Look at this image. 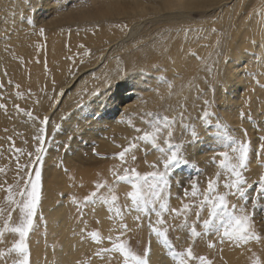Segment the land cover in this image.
<instances>
[{
  "label": "rangeland",
  "instance_id": "1",
  "mask_svg": "<svg viewBox=\"0 0 264 264\" xmlns=\"http://www.w3.org/2000/svg\"><path fill=\"white\" fill-rule=\"evenodd\" d=\"M8 7L13 8V10L10 11L11 14L18 13L19 20L16 24L6 22L2 18L3 10ZM19 8L18 3H12L10 0L0 1V46L2 48L0 54L5 53L7 58L6 63L0 62V67L5 74L13 68H20L22 70L33 59L35 50L39 47L33 45L32 42L34 40L32 38H26L21 41L15 40L20 34L34 31V26L28 23V19H25V15ZM28 16L33 19L32 14ZM41 18L42 22L49 21L47 15H42ZM149 24L150 21L146 20L140 22L137 27H134L137 28V31L134 33L133 39L140 38L143 29ZM134 28H131L132 31ZM20 29H22L21 32H19ZM147 33H149V37L147 38V40H149L152 38V35L149 30H147ZM42 39H46V31H44ZM124 40V42H126L128 39L126 38ZM75 43L78 44L79 47L74 48L71 52L72 61L68 63V66L71 70L75 71H77L80 66L86 68L76 75L69 84V88L63 90V97L58 98L57 102L47 113H43L41 116H34L32 113L31 117L28 116V124H26L23 119L22 123L16 126V128L4 126V131L1 132L4 140L0 142V152L3 148L6 154V161L0 157V168L4 169L2 172L4 176L9 172L8 168H11V166H8L13 164L11 153H15L14 150L16 149L23 150H21V152L19 151L20 153H18V155L16 154L19 157L16 156V158L14 155L15 161L13 166L14 169H19L20 172H18V174L21 180H25L26 173L29 174L30 172L34 179L35 167H39L41 170L40 201L36 209V216L34 217V228L29 233L27 241L30 250V264H33L34 258L39 260L37 264H45L44 259L40 258V256L42 257L41 253L45 252L47 246L50 249L55 247V241H50V237L54 232H49L47 216L45 212H43V209L46 211L54 209L53 205L60 203L67 206L66 208L69 210L71 219H69L70 222L67 235L63 237L65 242L69 245L71 250L78 249L82 242L86 244L84 251H81L79 255L73 259L74 264H89V260L93 257L101 258L95 254L102 248H111L113 243L118 242L117 237L127 241L129 247L137 255L141 256L145 255L146 250L149 252L151 245L150 239L152 236L156 237L157 241L160 243L159 238L151 231L149 217L136 210H129V208L126 207V205L131 204L130 198L127 197V192L132 190L131 184L128 181L116 182L115 177L112 175L113 171L123 175V170L125 168H135L141 174H144L154 170L151 167L153 163H158V166L162 170L161 157L163 154H161L158 149L152 148L147 142L134 140L135 137L141 134L137 133L134 127H140L146 131L152 130L151 126L145 123V120H155L158 117L166 115L176 121L173 125L174 136L171 142L184 143L186 145L184 155L187 157L188 163L186 165H181L170 173V186L165 190L163 195L168 202L169 208L179 209L182 207L183 203L193 205L192 211L188 213L189 224L196 220L195 205L202 199V193L207 188L208 180L215 179L218 172L220 173V177L217 192L224 193L226 191L223 187V183L230 173L226 169L220 168L219 160L222 159V157L218 155L219 152L228 150L223 147L224 143H231L230 141H224L222 134L225 132L236 140L240 139L243 135L245 136V130L247 132L245 137L246 140L243 142H249V158L247 167L243 169V172L250 185L248 189L249 197L254 194L255 188L258 187L259 177L264 174V153H262L260 149L251 153L252 138L253 140H259L256 137L258 134L257 132L264 126V97L261 96V94H264V86L261 85V79L255 74V72H257V70H255L256 67L247 69V67L245 68L246 62L244 61L242 63L240 73L244 72V77L242 78L243 82L248 81V78H256L258 85L256 87L249 86L253 94H246L243 102L237 103L236 105V102L232 103L231 106L222 104L216 97V85L209 82L210 79L207 75H204L201 69H197V67H195L193 77L205 79L207 81L212 104L209 102V98L205 96L207 91L204 93L202 89L199 93L193 95L195 96L193 100L188 99L185 101V104L181 105V97L175 90L182 89L184 82L182 80H174L170 75L166 77V82L172 84L174 87L173 91L171 94L169 93V97L161 93L158 96L159 101L154 104L148 103L145 95L141 91L142 84L138 85L139 88L136 89L135 92L129 91L127 88L124 89L125 83H123V81L127 78L128 71L118 77L114 82L107 79L111 64L107 62L105 66V60L109 57L110 51L116 49L115 42L103 44L104 49L100 48L98 44H89L86 40H78L75 41ZM41 45L43 44L41 43ZM253 53L255 52L252 51V54ZM116 55L120 70L126 72V63H121L123 59L122 55L120 53ZM255 61L259 62V58L254 57L251 63L256 65ZM1 81H3V77H0V82ZM109 82L112 85L111 87H108ZM119 88H121L124 95L127 96V102L124 105L126 110L124 111H122L123 107L111 102ZM15 90L20 91V93ZM30 90H32L31 87L27 89H19L17 87L7 88V85L4 84V87L0 89V104L5 105L6 108H0V117L8 121L11 117H16L21 112L23 108V104L21 103L23 98L20 94H23L27 98L26 103L32 104L30 100L33 92H29ZM242 90H244L243 85ZM121 94L120 92V95ZM201 96H203V98H201ZM95 97L102 103L100 112L89 104V102H92L91 104L94 103ZM204 101H208V104H205ZM63 102L65 103V109L60 107ZM219 103L221 105L220 109H218ZM16 106H19L20 110H18ZM106 107L109 109V114L113 116L111 119L114 118L120 122L117 126L113 128L103 126V128L107 130L105 133H103L100 126H95L94 128L91 125H82V128H78L74 133L75 136L70 132V126L72 124L68 119L70 115H75L81 111L83 116L100 117L102 114L107 113ZM30 108L31 107L28 108V112H31ZM205 110L212 114L208 117V122L206 124L200 119ZM149 112L154 114L153 117H148L146 115ZM181 113H183V121H181L180 118ZM44 116H48L49 121L46 125V133H43V135L46 136L43 160L35 165L33 163L28 164L27 167H29V170L27 171L28 168H25V166L31 155L24 164L19 160L21 157L19 154H22V152H24V154H32V152H30L32 151L30 143L25 144V142L28 141V132L26 129L36 127L37 135H34V139L32 140L34 141L35 137L42 135L40 132V128L42 127L40 121L43 120ZM141 117H143V119H141ZM249 117H251V119H249ZM73 123L76 122L74 121ZM181 124L185 125V127H181ZM57 125H59L58 128ZM192 125L198 126L200 138L198 142L187 145L186 142L191 138L190 132ZM85 128L86 130L95 129L94 132H96L97 136L89 133L86 136L82 135ZM12 130L14 136L12 139H9L11 138L10 134ZM217 133H221V135H217ZM258 135H260V137L264 136L262 133ZM64 139L66 141H64ZM103 139H105V143L102 142L104 141ZM11 140L12 143L10 149H8V144ZM132 142L137 143L138 147L126 155L125 162H121L117 154L122 151L124 147H128ZM262 142L264 141L260 140L259 145ZM158 143L166 148L162 139L158 140ZM36 145H39V142H37ZM76 154L79 155L76 156ZM37 155L38 154L34 155L33 162ZM133 155L136 156V160H132L131 157ZM230 155L232 154L230 153ZM230 162L235 163L236 161L232 160ZM253 168L259 169V176H251L249 174L250 170ZM14 169H11L13 175L16 173ZM80 169H84L86 172H94L96 175L86 177L84 175H79L77 172ZM104 181L113 185L114 193L117 196L115 204H105L97 197L95 203H88L85 205L83 203V198L95 190V184L97 182ZM25 182L26 181H23L22 188L19 189L15 187L13 189L14 196H16L21 189L25 188L27 184V182ZM194 182L198 190L196 197L191 195L192 184ZM10 185H13V181H10ZM7 187L8 186L2 187L0 185V210H2L0 211V227H3L4 220L7 219L9 212L12 213V220L10 222L12 225L20 223L22 220V215L17 213L19 208L16 205L10 204L6 199L7 191L4 193L2 192L3 190H7ZM185 189H187V195H185ZM100 194L111 200L112 193H110L108 189H102ZM73 196L77 198V203L72 202ZM44 197H49V201L51 200L52 202L48 204V209L42 205V199ZM21 199L20 195L16 198L18 201ZM228 199L230 203H236L238 205L244 203L247 205V211L253 216V230L261 237L259 241L250 240L247 243H237L236 241L225 239L221 242L214 233H210L209 235L197 238L191 237L190 243L186 246L185 241L187 238L185 236H191L190 232L186 227H177L183 223V217H177L170 212H165L163 215L167 222L165 227L169 228V238L172 240L176 250H183L191 245L194 255L205 256L212 264H228V260L223 251L231 252L233 250L248 254L245 256L246 258H240L238 264H252L255 258L253 252L256 254V257L261 259L262 264H264V241H262L264 240V200L258 201L257 207L253 209L250 200L241 201L236 196H229ZM100 206L105 209V214L103 216L96 214V210L100 208ZM109 207H113L112 212H109ZM116 207L121 208V216L116 215L114 210ZM138 215L140 216L139 220L136 219ZM207 217L208 210L207 207H205V210L201 213V221L197 223L198 231H203L202 220ZM156 219L157 217L155 214H151V220L155 222ZM102 220L107 221L108 224L111 225L109 233L104 232ZM258 223L263 225L261 226ZM124 225H127V228H124ZM58 229L56 223L54 231ZM93 231H98L102 237L99 244L91 238L90 233ZM121 233H123V235H121ZM108 237L112 239L109 240ZM18 238V234L5 233L3 241L0 242V250L6 251ZM209 243H214L215 246L209 247ZM257 243H259V245ZM160 245L163 246L161 243ZM89 246L91 247L90 250ZM38 248L41 249L42 252H39ZM162 248L168 253V250L164 246ZM116 254L119 253H104L102 256L106 255L107 264H113ZM119 255L123 261L121 254ZM12 258H18V254H11L8 264H11ZM48 264H51L50 261ZM192 264H199V261L195 260Z\"/></svg>",
  "mask_w": 264,
  "mask_h": 264
},
{
  "label": "bare ground",
  "instance_id": "2",
  "mask_svg": "<svg viewBox=\"0 0 264 264\" xmlns=\"http://www.w3.org/2000/svg\"><path fill=\"white\" fill-rule=\"evenodd\" d=\"M10 2L18 3L19 10L25 15V19H29L28 15L32 14L34 21V24H31L34 26V31L20 34L15 40L32 38L33 45L39 47L35 50L33 59L22 70L13 68L5 74L0 67V77H3L0 89L6 84L7 88L18 86L19 89H27L31 87L32 90L29 92H33L30 100L32 104L26 103L27 98L20 94L23 98L21 102L23 111L16 117H11L8 121L0 117V142L4 140L1 134L4 131V126L16 128L23 119L28 124L29 107H31L30 111L34 116L47 113L58 98L63 97V90L69 88V84L76 75L86 68L80 66L75 71L68 66V63L72 61L71 52L74 48L79 47L75 43L78 40H86L89 44H98L102 49H104L103 44L115 42L116 49L110 51L109 57L105 60V66L107 62L111 64L107 79L114 82L128 71V76L123 81L124 89L127 88L129 91L135 92L139 88L138 85L142 84L141 91L148 103L156 104L161 93L169 97V93L171 94L174 89L172 84L166 82V77L170 75L174 80L184 82L182 89L175 90L181 97V105L185 104L188 99L193 100L195 98L193 95L202 89L204 93L207 91L205 96L212 104L207 81L193 77L195 67L201 69V72L210 79L209 82L216 85V97L226 106H231L235 102V105L243 102L246 94H253L249 86L256 87L258 85L256 78H248V81L243 82L244 72L240 73V70L244 61L246 62L245 68L256 67L255 74L261 79V85L264 86V0H10ZM12 10L11 7L4 9L2 18L6 22L16 24L19 16L18 13L11 14ZM42 15H47L49 21L42 22ZM146 20H149L150 24L143 29L142 36L134 40V33L137 31V28L134 27ZM40 28L45 29L46 39H42ZM147 30L152 35L149 40H147L149 37ZM126 38L128 40L124 42ZM252 51L255 53L252 54ZM117 53L123 57L121 63H126V72H122L117 64ZM0 56V62L6 63L5 53ZM254 57L259 58V62L255 61L256 65L251 63ZM242 85L244 90H242ZM15 91L20 93V91ZM261 96L264 97V94ZM126 99L127 96L119 88L111 102L123 107L122 111H124L126 110L124 106L127 102ZM91 103L89 102L95 109L101 111L102 103L97 97H95L94 103ZM60 107L65 109V103L63 102ZM220 107L219 103L218 109ZM106 112L100 117L83 116L81 111L70 115L68 117L72 122L70 132L74 135L78 128H82V125H91L94 128L100 126L105 133L107 130L103 126L113 128L120 123L117 119H111L113 116L109 114L107 107ZM74 121L76 123H73ZM26 130L28 141L25 144L30 143L32 154L30 157L29 153L22 152L19 154L21 156L19 160L24 164L30 157L27 160V166L33 163V157L37 154L36 148L39 145H36L38 142L36 139L32 141L34 135H37L36 127ZM94 130L85 128L82 135L86 136L89 133L97 136ZM12 132L13 130L10 134L11 139L14 136ZM257 133L264 135V126ZM258 134L256 137L259 140L252 138L251 153L259 149L260 135ZM245 137L243 135L237 141L243 142L246 140ZM103 140L102 142L105 143V139ZM64 141L66 140L64 139ZM11 143L12 140L8 144V149H10ZM14 151L15 153H11L13 164L8 166H11L8 168L9 172L5 176L0 172V185L2 187L9 186L10 181H13V189L15 187L20 189L23 181H28L29 174L26 173L25 180H21L18 174L19 169L13 167L14 155L16 157L21 151ZM78 155L76 154V156ZM0 157L6 161L3 148ZM25 168H28L27 171L29 170V167ZM11 169L16 170L14 175ZM259 172L258 168H253L249 174L259 176ZM77 173L85 177L96 175V173L86 172L84 169H80ZM15 176L17 177L14 178ZM18 195L19 192L14 198L16 199ZM49 199V197L42 199V205L46 209H48V204L52 203ZM53 206L54 209L47 211L43 209V212L47 216L49 232H54L50 241H55V247L50 249L47 246L45 252L38 248L39 252H42L40 258L44 259L45 264H48L49 261L51 264H74L73 259L81 251H84L86 244L82 242L75 250L69 248L63 238L67 235L71 220L69 210L62 203ZM96 214L103 216L105 209L100 206L97 208ZM56 223L59 229L54 231ZM102 226L105 233L110 232L111 225L107 221L102 220ZM185 237L187 246L191 241V236L186 235ZM150 243L147 254L149 264H176L156 237L152 236ZM257 244L259 245V243ZM90 248L89 246V250ZM223 253L228 264H238L240 258L248 255L235 250L223 251ZM33 260V264H37L39 261L35 258ZM89 261L91 264H107L106 255H103V258L93 257ZM113 264H123L119 254H116Z\"/></svg>",
  "mask_w": 264,
  "mask_h": 264
},
{
  "label": "snow or ice",
  "instance_id": "3",
  "mask_svg": "<svg viewBox=\"0 0 264 264\" xmlns=\"http://www.w3.org/2000/svg\"><path fill=\"white\" fill-rule=\"evenodd\" d=\"M29 24H34L33 19H28ZM44 28H40V35H44ZM211 71V69H209ZM164 79V77H161ZM2 86V85H0ZM111 83H108V87H111ZM18 87V86H17ZM208 104V101H204ZM18 110L19 106H16ZM0 108H6L5 105L0 104ZM23 111V110H21ZM28 116H32L31 112L27 113ZM148 117H153V113L149 112L146 114ZM212 115L208 111L203 112L201 120L206 124L208 117ZM243 115V114H242ZM181 121H183V113L180 114ZM143 119V117H141ZM251 119V117H249ZM49 117L44 116L43 120L40 121L42 127L40 132L42 135H38L35 139L39 142V146L36 148L37 156L33 164H38L43 160V153L45 152L44 144L46 143V125L48 124ZM131 123V122H130ZM145 123L151 126V131H146L140 127H134L137 133H141L134 140L141 142H147L152 148L158 149L162 155V170L158 166V163H153L151 167L153 171L141 174L135 168H125L124 174H118L113 171L112 175L115 177L116 182L128 181L131 184V191L127 192V197L130 198L131 204L126 205L129 210H136L137 212L143 213L149 217V226L151 231L159 238L160 243L168 250V254L176 262V264H192L193 261L198 260L199 264H212V262L205 256H196L193 253L192 246L189 245L183 250H176L169 238V228L165 227L166 220L164 219V213L170 212L174 216H182L183 223L178 225L179 228H187L192 238H197L210 233H214L221 242L225 239L229 241H236L237 243H247L250 240L259 241L261 237L253 230V216L247 211V205L244 203L236 204L230 203L228 197L236 196L241 201L250 200L253 209L257 207V202L264 200V174L260 175L258 180V187L255 188L254 194L249 197L248 189L250 187L243 169L247 167V161L249 158V142L237 141L234 137L228 135L226 132L223 133L224 141H230L231 143H224L223 147L228 149L227 151L219 152L218 155L222 157L219 160V166L221 169H226L230 175L225 179L223 187L226 189L224 193L217 192L218 181L220 173L216 174L215 179H209L207 182V188L202 193V199L197 205H195V217L196 220L191 224L188 223V213L192 211L193 205L189 203H183L182 207L169 208L168 202L165 199L163 193L170 186V173L181 165L188 163L187 157L184 155L186 151V145L184 143H172L174 136L173 125L176 121L168 116L158 117L155 120H145ZM219 126V125H218ZM59 125H57V128ZM181 127L185 125L181 124ZM221 135V133H217ZM247 132L245 130V136ZM190 139L186 142L187 145H192L198 142L200 135L198 126L192 125L190 132ZM11 139V138H9ZM162 139L165 147H162L158 140ZM261 141H264V136L260 137ZM138 144L132 142L128 147H124L117 156L121 162H125L126 155L136 149ZM259 149L264 153V142L259 145ZM17 152L21 151L16 149ZM230 153L232 155H230ZM31 155V153H29ZM132 160H136V156L133 155ZM235 160V163L230 161ZM27 167V166H25ZM4 169L0 168V172ZM30 186V187H29ZM102 189H108L111 195V200L107 199L104 195L100 194ZM40 190H41V170L39 167L34 168V179L32 173H29V179L25 188L19 192L22 200L18 201L14 198L13 187L9 185L7 187L6 199L12 205H16L22 215L20 223L12 225V213H8L7 219L4 220L3 227H0V242L3 241L5 233L18 234V239L11 245L10 248L0 250V264H8L11 254H18V258H12L11 264H30V250L28 245L29 233L34 228V217L36 216V209L40 201ZM197 185L194 182L192 184L191 195L197 196ZM185 195H187V189H185ZM99 198L105 204H115L117 196L114 193L113 185H110L107 181L97 182L95 184V190L89 195L83 198V203H95L96 198ZM72 202L77 203V198L72 197ZM207 207L208 217L202 220L203 231L197 230V223L201 221V213ZM109 212L113 211V207H109ZM115 213L117 216H121V208L116 207ZM2 211V210H0ZM155 214L157 219L155 222L151 220V214ZM82 215V212H81ZM137 220L140 219L138 215ZM127 228V225L123 226ZM91 238L96 243H100L102 237L98 231L90 233ZM123 235V233H121ZM111 240V237H108ZM118 242L113 243L111 248H102L95 255L103 258L102 254L110 252H118L123 258V264H149L147 259L148 250L145 255H137L128 245L127 241L117 237ZM209 247H214V243H209ZM255 257L252 264H262L259 257L253 253ZM90 264V262H89Z\"/></svg>",
  "mask_w": 264,
  "mask_h": 264
}]
</instances>
